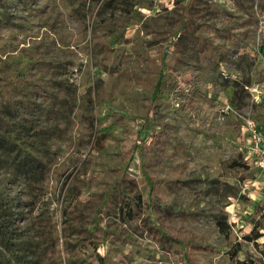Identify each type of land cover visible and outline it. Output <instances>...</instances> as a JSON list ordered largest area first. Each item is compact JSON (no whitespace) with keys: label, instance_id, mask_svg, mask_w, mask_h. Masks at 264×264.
<instances>
[{"label":"rangeland","instance_id":"obj_1","mask_svg":"<svg viewBox=\"0 0 264 264\" xmlns=\"http://www.w3.org/2000/svg\"><path fill=\"white\" fill-rule=\"evenodd\" d=\"M0 117V264H264V0H0Z\"/></svg>","mask_w":264,"mask_h":264},{"label":"trees","instance_id":"obj_2","mask_svg":"<svg viewBox=\"0 0 264 264\" xmlns=\"http://www.w3.org/2000/svg\"><path fill=\"white\" fill-rule=\"evenodd\" d=\"M206 44V42L204 43ZM203 45L201 44L200 47ZM19 89V87H18ZM13 91L16 92V89L13 88ZM20 101L12 100L10 101L9 105L4 106L3 112L5 113L6 117H13L15 116V112L13 109L18 108V106L21 105L19 103ZM35 103H33L34 105ZM23 105L20 106V108ZM32 106H25L23 111L26 113L31 112ZM0 132L3 133V135L0 134V145H4L7 143L6 135L10 133V124L8 121L5 120V118L0 117ZM106 134H100V136H96L97 141L93 147V149L100 151L102 149V145L100 144V137L101 139H104ZM141 201V197L136 199H131L128 203H126V207L129 208L128 212L129 214H132L133 216H139L142 214V206L139 203ZM74 202L70 200L67 202V205L63 211V220H62V230H61V238H54V234L49 230L50 225L47 224L45 221L44 224V233L48 242L47 249L44 250V252L40 256V260L42 264H63V261L61 258L57 256V246L60 245L61 239L63 241H69L74 236H81L83 237V241H89L91 240V233L89 229L84 225L83 217L81 214L78 213L77 207L73 205ZM72 214V216H71ZM76 214V215H75ZM165 218H176L180 215V213H171L169 211H165L163 213ZM4 233V232H3ZM159 232L156 231L155 234H158ZM261 236V235H259ZM164 238V237H162ZM259 238V237H257ZM192 249V248H191ZM204 249L201 247H193V251H203ZM67 264H90L86 260H79L76 256H73L71 260H67Z\"/></svg>","mask_w":264,"mask_h":264},{"label":"built area","instance_id":"obj_3","mask_svg":"<svg viewBox=\"0 0 264 264\" xmlns=\"http://www.w3.org/2000/svg\"><path fill=\"white\" fill-rule=\"evenodd\" d=\"M242 135L248 139V147L243 154L244 160L255 163L264 172V128L252 120H247L242 127Z\"/></svg>","mask_w":264,"mask_h":264},{"label":"crops","instance_id":"obj_4","mask_svg":"<svg viewBox=\"0 0 264 264\" xmlns=\"http://www.w3.org/2000/svg\"><path fill=\"white\" fill-rule=\"evenodd\" d=\"M238 144L240 145V150H242V154H244L245 150L248 147V139L246 137H243V139L239 141Z\"/></svg>","mask_w":264,"mask_h":264}]
</instances>
